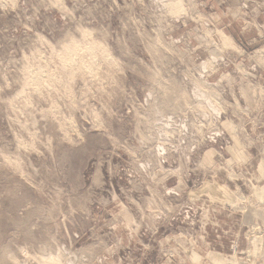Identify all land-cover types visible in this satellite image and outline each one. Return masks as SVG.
<instances>
[{
	"label": "rangeland",
	"instance_id": "rangeland-1",
	"mask_svg": "<svg viewBox=\"0 0 264 264\" xmlns=\"http://www.w3.org/2000/svg\"><path fill=\"white\" fill-rule=\"evenodd\" d=\"M0 264H264V0H0Z\"/></svg>",
	"mask_w": 264,
	"mask_h": 264
},
{
	"label": "bare ground",
	"instance_id": "bare-ground-1",
	"mask_svg": "<svg viewBox=\"0 0 264 264\" xmlns=\"http://www.w3.org/2000/svg\"><path fill=\"white\" fill-rule=\"evenodd\" d=\"M169 1V0H168ZM178 1V0H177ZM183 1V0H182ZM178 3V2H177ZM171 6H172V3H171ZM175 6V5H174ZM179 6V5H178ZM177 6V7H178ZM177 7H176V9H177ZM175 9V10H176ZM174 11V10H173ZM221 35V34H220ZM222 38H223V40L225 41V43H226V45H230V46H233L231 43H232V41L230 40V38L226 35V34H224V33H222ZM237 50V49H236ZM260 64V63H259ZM212 65V64H211ZM42 78L43 77H39V76H35V77H32V84L37 88V89H39V90H41V88L42 87H44L45 85H44V81L42 80ZM44 80H45V78H43ZM44 85V86H43ZM5 262V261H4Z\"/></svg>",
	"mask_w": 264,
	"mask_h": 264
}]
</instances>
